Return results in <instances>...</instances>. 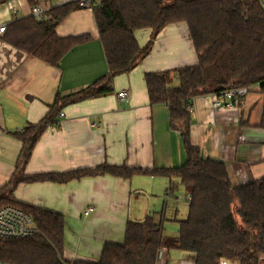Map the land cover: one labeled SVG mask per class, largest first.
I'll return each instance as SVG.
<instances>
[{"label":"crops","instance_id":"1","mask_svg":"<svg viewBox=\"0 0 264 264\" xmlns=\"http://www.w3.org/2000/svg\"><path fill=\"white\" fill-rule=\"evenodd\" d=\"M99 1L93 0L92 5ZM63 4L64 0H35V4L30 0H7L0 3V27L33 16L34 6L45 9L49 18V11ZM55 31L59 37L81 38L58 67L9 43L6 29L0 33V192L7 194L13 177L23 173H63L102 165L150 170L184 165L187 154L181 134L171 128L167 107L150 103L145 81L146 73L197 63L188 25L181 21L161 30L151 52L134 69L115 75L110 91L60 108L54 125L42 133L23 166L19 159L23 141L16 133L42 122L57 96L98 87L109 73L92 7L71 10ZM151 33L150 28H144L136 30L135 36L140 45H145ZM178 84L173 74L172 85ZM121 90L130 93L128 103L117 100ZM214 98L213 93H207L191 99V142L203 157L223 161L235 186L264 177V129L254 98L248 94L233 109H214ZM241 136L245 141L240 140ZM171 181L179 184L178 178L164 175L135 174L126 178L111 173L66 182L21 181L12 197L21 205L64 217L61 262L97 261L106 244L124 242L130 221L164 217L165 234L178 235L179 221L189 213L191 195L183 185H177L170 194ZM90 206L94 210L85 215ZM194 262L192 253L162 248L157 264Z\"/></svg>","mask_w":264,"mask_h":264},{"label":"trees","instance_id":"2","mask_svg":"<svg viewBox=\"0 0 264 264\" xmlns=\"http://www.w3.org/2000/svg\"><path fill=\"white\" fill-rule=\"evenodd\" d=\"M7 0H0L3 3ZM35 4V0H30ZM76 2L52 8L50 17L15 20L6 27L9 43L54 67L81 41L59 37L57 24L78 8ZM109 73L103 84L65 97L57 96L47 117L16 134L23 141L20 154L25 167L34 146L57 111L78 100L110 91L115 75L134 69L152 50L157 35L167 25L186 22L198 61L145 75L152 105L164 104L171 128L181 134L187 160L176 168L141 169L102 165L63 173L14 176L9 192H0V207L14 205L30 213L42 233L20 239L0 237V260L19 264H63L64 217L48 210L17 203L13 189L21 182L55 180L66 182L87 175L111 173L130 178L135 174L164 175L171 181L169 193L183 185L191 195L189 213L179 221L176 237L165 234V218L148 216L130 221L121 244L108 243L97 261L75 260L73 264H157L162 248L179 249L195 255L194 264H257L264 255V177L233 185L226 164L203 157L191 142V99L229 88L258 85L264 94V9L259 0H100L92 5ZM150 28L151 36L140 45L135 31ZM173 74L179 84L173 86ZM98 84V83H97ZM261 127L264 129V117ZM23 167V169H24ZM8 188V187H7ZM240 217L242 224L237 220Z\"/></svg>","mask_w":264,"mask_h":264},{"label":"built area","instance_id":"3","mask_svg":"<svg viewBox=\"0 0 264 264\" xmlns=\"http://www.w3.org/2000/svg\"><path fill=\"white\" fill-rule=\"evenodd\" d=\"M76 2L79 7H92L93 0H64V3ZM264 9V0H259ZM9 7L16 12L15 6L9 1ZM33 16L37 20L46 18V10L39 6H34L32 9ZM6 25L0 27V33H3ZM249 93L248 87L229 88L220 93H213L214 99L212 107L214 109L225 107L229 109L240 106ZM117 100L121 103H128L130 101V93L127 90H121L116 94ZM64 116L63 113L60 114ZM241 141H245V137H240ZM94 210L93 207H88L85 215L90 214ZM41 229L38 227L33 216L27 211L14 205H3L0 207V237L5 239H20L28 236L40 235ZM63 264H73L72 261H62ZM0 264H19L10 261L0 260ZM220 264H234L228 259H222ZM257 264H264V255H260Z\"/></svg>","mask_w":264,"mask_h":264},{"label":"rangeland","instance_id":"4","mask_svg":"<svg viewBox=\"0 0 264 264\" xmlns=\"http://www.w3.org/2000/svg\"><path fill=\"white\" fill-rule=\"evenodd\" d=\"M96 1H99V0H96ZM248 94L252 95V97L254 98V103L256 104L255 106L256 113L260 117V125H261L262 119L264 117V94L261 92L260 87L258 85L250 87ZM237 220L240 224H242V221L239 216H237Z\"/></svg>","mask_w":264,"mask_h":264}]
</instances>
